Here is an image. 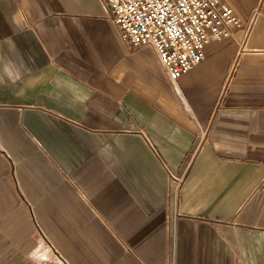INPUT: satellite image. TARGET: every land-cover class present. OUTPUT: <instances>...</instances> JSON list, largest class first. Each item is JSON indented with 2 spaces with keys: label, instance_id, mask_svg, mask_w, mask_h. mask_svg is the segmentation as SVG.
<instances>
[{
  "label": "crops",
  "instance_id": "obj_1",
  "mask_svg": "<svg viewBox=\"0 0 264 264\" xmlns=\"http://www.w3.org/2000/svg\"><path fill=\"white\" fill-rule=\"evenodd\" d=\"M226 2L173 83L99 0H0V264H264V0Z\"/></svg>",
  "mask_w": 264,
  "mask_h": 264
},
{
  "label": "built area",
  "instance_id": "obj_2",
  "mask_svg": "<svg viewBox=\"0 0 264 264\" xmlns=\"http://www.w3.org/2000/svg\"><path fill=\"white\" fill-rule=\"evenodd\" d=\"M123 42L152 48L174 83L201 64L211 39L233 36L240 19L226 0H99ZM183 180L173 176L171 200L179 197ZM41 264H69L52 245Z\"/></svg>",
  "mask_w": 264,
  "mask_h": 264
}]
</instances>
